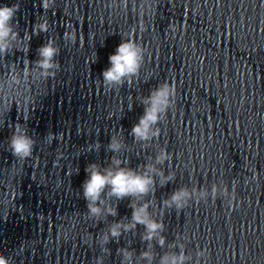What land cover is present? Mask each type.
Instances as JSON below:
<instances>
[{
	"label": "water",
	"instance_id": "1",
	"mask_svg": "<svg viewBox=\"0 0 264 264\" xmlns=\"http://www.w3.org/2000/svg\"><path fill=\"white\" fill-rule=\"evenodd\" d=\"M40 2L0 0L19 3L22 38L19 51L0 57V255L10 264H94L100 256L121 264L117 249L130 247L138 257L146 249L140 225L102 252L99 236L131 217V199L110 201L115 217L90 219L85 168L118 155L136 169L166 148L171 159L157 167L175 180L161 187L157 177L145 198L165 224L166 246L152 242L157 261L179 236L189 264L201 249L199 264H264V0H56L47 12ZM41 17L49 31L29 42ZM66 31L77 34L76 44L64 40ZM122 36L145 49L144 66L131 84L110 91L102 72ZM49 39L60 48V67L42 78L32 62ZM13 76L19 83H10ZM165 81L176 87L175 104L143 148L130 135L144 113L139 97ZM17 123L36 142L25 160L8 144ZM48 132L62 135L49 144ZM116 133L128 146L118 154L106 150ZM97 142L98 151L87 150ZM221 181L235 193L231 203L209 196L179 211L162 207L180 187L210 192Z\"/></svg>",
	"mask_w": 264,
	"mask_h": 264
},
{
	"label": "clouds",
	"instance_id": "2",
	"mask_svg": "<svg viewBox=\"0 0 264 264\" xmlns=\"http://www.w3.org/2000/svg\"><path fill=\"white\" fill-rule=\"evenodd\" d=\"M56 0H41L40 7L47 12L55 5ZM126 6V0H125ZM20 11L19 3L0 5V57L8 56L13 50L19 51L18 44L22 40L20 32L17 30V13ZM49 31V22L46 17L32 26V32L28 36L30 42L33 35L39 36L41 33ZM64 40L67 43L76 44L77 34L73 31L69 34L64 33ZM38 58L32 62L34 69L42 78L54 77L59 70V62L56 57L60 54L59 46L49 39L46 43L37 49ZM145 49L132 38L122 36V42L116 48L114 54L109 56L110 67L102 72L103 85L108 90L122 87L126 82L131 84L135 77H138L145 61ZM11 82L19 83L15 76ZM176 97V87L168 81L160 83L157 87L150 90L147 96L139 97L140 103L144 106V113L139 118L130 132L134 142L140 143L143 148L151 146V141L158 138L161 129L158 127L161 120L164 119L169 110L174 107ZM131 109V108H130ZM62 134L48 132L45 141L49 144L53 140L60 139ZM35 140L29 135L26 125L17 123L8 138L9 148L13 157L25 160L32 156L35 148ZM125 141L121 138V133L113 134L110 142L107 144V151L118 154L127 149ZM100 144L88 145V151L99 150ZM171 159V154L166 148H160L156 156L149 157V162L139 165L136 169L126 166L128 161L121 159L118 155H113L109 164L89 163L85 172L87 179L82 184V195L87 202V214L90 219L99 222L107 216H117V208L112 206L110 201L114 198L116 201L130 198L128 205L132 209L131 217H124L118 222L108 225L98 239L102 252L110 254L106 247L110 241H119L124 233L135 234L137 226H143L144 231L141 234V240L146 243V249L139 253L137 257L135 251L130 247H121L117 249L118 255L122 257L121 264H189L193 257L185 252V244L180 242L177 236L176 241L167 244L170 251H165L156 259L153 241L156 245L164 248L166 246V237L162 234L165 231V224L162 220L155 219L149 211L152 200L145 199L155 192L156 178L159 177L160 186H165L175 180V173L169 172L165 175L162 168L158 165H164ZM78 171V170H77ZM255 179V175L252 177ZM224 182L213 184L209 192L208 189H197L195 187H180L174 190L168 198L162 201V207L166 209L183 210L189 206L193 199L196 201H205L209 196L213 199L218 196H224L227 201L235 200V193L229 192ZM184 239H187L186 237ZM179 249L176 251L175 249ZM207 255L206 249L198 250L196 253L197 264L199 259ZM135 257V258H134ZM11 257L0 255V264H10ZM94 264H104L103 256L96 257Z\"/></svg>",
	"mask_w": 264,
	"mask_h": 264
}]
</instances>
